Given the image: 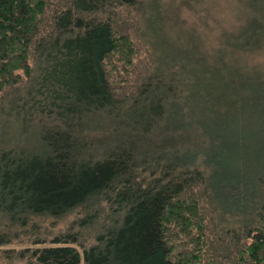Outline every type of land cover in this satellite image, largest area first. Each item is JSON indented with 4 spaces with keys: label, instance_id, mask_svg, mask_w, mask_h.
<instances>
[{
    "label": "trees",
    "instance_id": "obj_1",
    "mask_svg": "<svg viewBox=\"0 0 264 264\" xmlns=\"http://www.w3.org/2000/svg\"><path fill=\"white\" fill-rule=\"evenodd\" d=\"M153 1L0 0V264H264V75L146 72Z\"/></svg>",
    "mask_w": 264,
    "mask_h": 264
},
{
    "label": "rangeland",
    "instance_id": "obj_2",
    "mask_svg": "<svg viewBox=\"0 0 264 264\" xmlns=\"http://www.w3.org/2000/svg\"><path fill=\"white\" fill-rule=\"evenodd\" d=\"M252 0H154L148 15L121 13L118 24L128 32L145 71L186 48L208 63L220 57L232 73L264 75V38L261 15ZM144 15V16H143ZM254 27L253 33H247ZM245 37V51H231L225 41ZM218 49L216 52L215 50ZM116 56V55H115ZM216 59V58H215ZM140 72L136 79H140ZM121 78L123 73H117ZM101 134L98 140H106ZM31 139V136L26 140ZM27 142V141H24ZM34 144L32 142H27Z\"/></svg>",
    "mask_w": 264,
    "mask_h": 264
}]
</instances>
